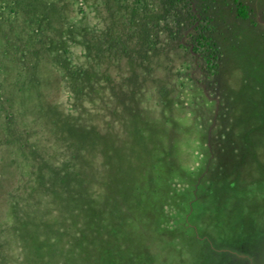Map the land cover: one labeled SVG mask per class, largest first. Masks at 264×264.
I'll list each match as a JSON object with an SVG mask.
<instances>
[{
    "label": "rangeland",
    "instance_id": "rangeland-1",
    "mask_svg": "<svg viewBox=\"0 0 264 264\" xmlns=\"http://www.w3.org/2000/svg\"><path fill=\"white\" fill-rule=\"evenodd\" d=\"M0 264H264V0H0Z\"/></svg>",
    "mask_w": 264,
    "mask_h": 264
},
{
    "label": "trees",
    "instance_id": "trees-1",
    "mask_svg": "<svg viewBox=\"0 0 264 264\" xmlns=\"http://www.w3.org/2000/svg\"><path fill=\"white\" fill-rule=\"evenodd\" d=\"M237 15L240 17V18H242V19H247V13H246V11H245V8L244 7H242V6H239L238 8H237ZM201 38V40L202 41H205L206 43H208V41L203 37V36H201L200 37ZM211 56L210 57H213L212 59H214V54L212 53V54H210ZM207 65L210 67L211 66V60L210 59H207Z\"/></svg>",
    "mask_w": 264,
    "mask_h": 264
}]
</instances>
